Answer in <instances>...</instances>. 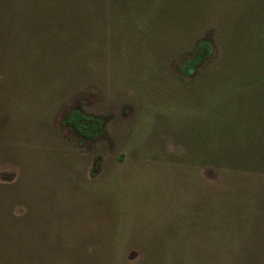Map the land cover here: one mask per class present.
Instances as JSON below:
<instances>
[{"label":"rangeland","instance_id":"obj_1","mask_svg":"<svg viewBox=\"0 0 264 264\" xmlns=\"http://www.w3.org/2000/svg\"><path fill=\"white\" fill-rule=\"evenodd\" d=\"M243 113L264 0H0V264H264Z\"/></svg>","mask_w":264,"mask_h":264},{"label":"trees","instance_id":"obj_2","mask_svg":"<svg viewBox=\"0 0 264 264\" xmlns=\"http://www.w3.org/2000/svg\"><path fill=\"white\" fill-rule=\"evenodd\" d=\"M49 7L52 8V11L56 8L55 6H49ZM201 47L203 48V50L207 51L208 54L212 51V47L207 42L202 43ZM190 68L194 69L193 63H191L190 65L184 68L183 74L186 76H191L189 72ZM246 112L249 111L246 110ZM238 120L239 121L237 122L240 125L239 128L240 132L238 134H241V136H242V129H244L242 127L243 125L249 123V125L246 126L251 127L249 128L250 131L248 134H246V136L251 138L253 142L252 147H254L255 153H254V157H252V162L255 163L254 166L256 165L257 167H264V116L261 117L259 115H256L250 117L249 119L248 115L245 116L243 113L242 118L240 119L238 118ZM66 123L71 125L75 129V131L83 137L97 138L101 134V123L97 120L85 116L79 110L70 111L66 115ZM247 155H250V153H248Z\"/></svg>","mask_w":264,"mask_h":264}]
</instances>
